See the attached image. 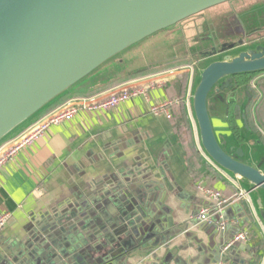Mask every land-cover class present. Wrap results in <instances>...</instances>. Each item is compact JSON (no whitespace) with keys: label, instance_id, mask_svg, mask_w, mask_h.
I'll return each instance as SVG.
<instances>
[{"label":"crops","instance_id":"crops-1","mask_svg":"<svg viewBox=\"0 0 264 264\" xmlns=\"http://www.w3.org/2000/svg\"><path fill=\"white\" fill-rule=\"evenodd\" d=\"M193 21L202 18L157 37L150 45L156 48L148 45L126 55L123 64L84 81L8 138L56 107L76 105L75 98H105L155 85L147 98L108 112L79 109L0 169V214L12 215L0 235V264H75L77 248L88 258L107 257L118 264H264V227L254 206L235 201L240 186L201 150L192 110L199 77L195 62L180 61L131 78L134 56L141 58V69L184 58L182 39ZM243 82L254 94L247 118L264 145V72ZM160 102H171V119L151 113ZM212 118L218 134L243 132L240 105L219 103ZM256 139L248 142L257 147ZM203 187L220 191L232 204L199 223L203 209L218 207ZM131 199L136 205L143 202L141 211L128 209ZM246 232L248 241L234 242Z\"/></svg>","mask_w":264,"mask_h":264},{"label":"water","instance_id":"water-1","mask_svg":"<svg viewBox=\"0 0 264 264\" xmlns=\"http://www.w3.org/2000/svg\"><path fill=\"white\" fill-rule=\"evenodd\" d=\"M235 1L239 0H0V144L84 81L200 17L202 22L193 21L184 34L188 37L182 39L184 58L161 61L131 75L195 62L199 77L192 110L201 150L244 186L264 227V145L247 118L254 96L251 84L237 80L264 72V35H259L264 32V0L224 12L219 28L212 14ZM219 103L241 106V135L217 133L212 117ZM251 137H257V147L248 142ZM140 203L131 199L128 209L141 211ZM72 260L118 264L107 257L88 258L80 248Z\"/></svg>","mask_w":264,"mask_h":264},{"label":"built area","instance_id":"built-area-1","mask_svg":"<svg viewBox=\"0 0 264 264\" xmlns=\"http://www.w3.org/2000/svg\"><path fill=\"white\" fill-rule=\"evenodd\" d=\"M155 85L151 83L144 88H133L131 90L125 89L117 93H112L108 97L100 98L98 96L75 98L74 104H64L56 107L45 114H43L36 122L30 125L24 132L18 136L5 140L0 144V169L5 166L10 160L14 159L23 149L31 146L36 140L40 139L45 132L53 127L62 124L65 121L73 118L79 109L93 111V112H108L117 108L120 104L128 102L137 97H148L149 91ZM171 102H160L151 107V113L154 115H165L168 119L172 118L170 107ZM211 199L217 202V210L211 211L209 208L203 209L197 216L199 223L211 221V219L218 213H221L225 208L232 204L231 201L225 199L222 193L215 189L201 188ZM238 194L235 201L249 200L248 194L240 187H238ZM12 218L11 213L0 214V235L4 228L9 224ZM226 223H222L221 229H225ZM248 241L249 233H242L238 235L236 241Z\"/></svg>","mask_w":264,"mask_h":264},{"label":"rangeland","instance_id":"rangeland-1","mask_svg":"<svg viewBox=\"0 0 264 264\" xmlns=\"http://www.w3.org/2000/svg\"><path fill=\"white\" fill-rule=\"evenodd\" d=\"M254 2H255V0H239V1H235V2H233V3H231V4H229V6H227L228 8H226V10H224V11H220V10H217L214 14H212V16L213 15H215V14H220V13H223V12H229V11H232V9H233V11H234V9H235V7L236 8H241V7H249V8H251V6L254 4ZM173 32V31H172ZM172 32L171 31H169V32H166V33H164V34H162V35H160L159 37H167V35H172ZM164 35V36H163ZM182 37V36H181ZM154 41H157V38L156 39H154V40H151V43L149 42V43H147V45H145L146 47H148V45H149V47H150V45H152V43L154 42ZM154 45V44H153ZM151 47H158V45H154V46H151ZM150 47V48H151ZM149 48V49H150ZM154 57V56H153ZM150 58H152V57H150ZM131 68L134 70V71H137V70H139V69H141V58H138V56H134L133 57V59H132V66H131ZM169 69V68H168Z\"/></svg>","mask_w":264,"mask_h":264},{"label":"flooded vegetation","instance_id":"flooded-vegetation-1","mask_svg":"<svg viewBox=\"0 0 264 264\" xmlns=\"http://www.w3.org/2000/svg\"><path fill=\"white\" fill-rule=\"evenodd\" d=\"M233 10V9H232ZM223 13H220V14H215L214 16H216L215 18H216V20H217V24H218V26H219V28L221 27V26H223V22H222V18H223ZM218 28V29H219ZM235 30H237L236 28H235ZM238 31V30H237ZM259 35H264V33H261V34H259Z\"/></svg>","mask_w":264,"mask_h":264},{"label":"trees","instance_id":"trees-1","mask_svg":"<svg viewBox=\"0 0 264 264\" xmlns=\"http://www.w3.org/2000/svg\"><path fill=\"white\" fill-rule=\"evenodd\" d=\"M137 76H139V75H132L131 78H134V77H137ZM244 77H245V76H240V77L237 78L239 84L244 83V82H243V81H244ZM248 77H250V76H248ZM237 194H238V193H237Z\"/></svg>","mask_w":264,"mask_h":264}]
</instances>
